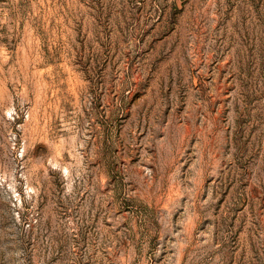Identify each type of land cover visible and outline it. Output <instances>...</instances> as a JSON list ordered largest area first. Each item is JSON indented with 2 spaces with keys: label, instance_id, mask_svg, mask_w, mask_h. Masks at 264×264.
I'll use <instances>...</instances> for the list:
<instances>
[{
  "label": "rangeland",
  "instance_id": "374dc122",
  "mask_svg": "<svg viewBox=\"0 0 264 264\" xmlns=\"http://www.w3.org/2000/svg\"><path fill=\"white\" fill-rule=\"evenodd\" d=\"M0 264H264V0H0Z\"/></svg>",
  "mask_w": 264,
  "mask_h": 264
}]
</instances>
